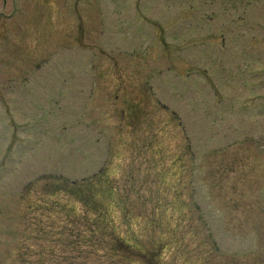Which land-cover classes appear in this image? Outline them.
Wrapping results in <instances>:
<instances>
[{
  "label": "rangeland",
  "instance_id": "1",
  "mask_svg": "<svg viewBox=\"0 0 264 264\" xmlns=\"http://www.w3.org/2000/svg\"><path fill=\"white\" fill-rule=\"evenodd\" d=\"M0 99V264H264V0H0Z\"/></svg>",
  "mask_w": 264,
  "mask_h": 264
},
{
  "label": "trees",
  "instance_id": "2",
  "mask_svg": "<svg viewBox=\"0 0 264 264\" xmlns=\"http://www.w3.org/2000/svg\"><path fill=\"white\" fill-rule=\"evenodd\" d=\"M110 187L111 183L109 181H105V186H103L101 189V194H106L109 195L107 192L108 190H106V187ZM95 191L98 192V188H99V184L98 187L95 186ZM100 189V188H99ZM95 192L91 191L89 193V197H87L86 195H81L80 193L77 194V199L84 204V206L87 207H92V211H94L96 213V218H98L100 225L104 222V218L107 217V212H105V210L101 207V204H99L98 202H96L94 199H92L93 197L90 194H93ZM74 195V194H73ZM100 218V219H99ZM117 244L120 245V247H129V245L124 242V240H122V238H118L117 240ZM134 250V249H133Z\"/></svg>",
  "mask_w": 264,
  "mask_h": 264
},
{
  "label": "flooded vegetation",
  "instance_id": "3",
  "mask_svg": "<svg viewBox=\"0 0 264 264\" xmlns=\"http://www.w3.org/2000/svg\"><path fill=\"white\" fill-rule=\"evenodd\" d=\"M79 41H77L76 43H78ZM45 61V60H44Z\"/></svg>",
  "mask_w": 264,
  "mask_h": 264
}]
</instances>
